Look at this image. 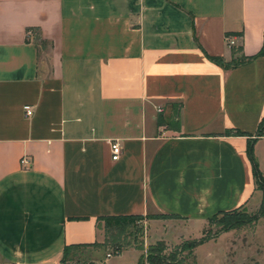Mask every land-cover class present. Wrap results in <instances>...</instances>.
Returning <instances> with one entry per match:
<instances>
[{
  "label": "crops",
  "instance_id": "1",
  "mask_svg": "<svg viewBox=\"0 0 264 264\" xmlns=\"http://www.w3.org/2000/svg\"><path fill=\"white\" fill-rule=\"evenodd\" d=\"M263 31L264 0H0V264H62L103 240L98 216H167L145 245L258 202L264 56L209 57Z\"/></svg>",
  "mask_w": 264,
  "mask_h": 264
},
{
  "label": "rangeland",
  "instance_id": "2",
  "mask_svg": "<svg viewBox=\"0 0 264 264\" xmlns=\"http://www.w3.org/2000/svg\"><path fill=\"white\" fill-rule=\"evenodd\" d=\"M257 169L255 186L260 199L258 202L255 200L254 203L238 207V216L244 221L237 227L229 229L232 231L226 234H222L224 231H220V223L215 219L206 220L200 231L196 226L187 227L184 231L175 229L166 234L168 241H163L166 252L183 240L204 236L205 242L193 247L189 253L181 252L179 255L182 259L181 264H264V211H260L261 194L264 191V162L261 164V169L258 167ZM150 219L153 218L142 221L141 233H136L137 242L140 240L144 244L143 236ZM180 234L183 236L178 238ZM127 240L130 241L128 248H133L131 236L128 235ZM138 252L139 255L141 251ZM137 254L123 251L113 255L111 249H104L101 246L75 247L69 250L63 264H135Z\"/></svg>",
  "mask_w": 264,
  "mask_h": 264
},
{
  "label": "trees",
  "instance_id": "3",
  "mask_svg": "<svg viewBox=\"0 0 264 264\" xmlns=\"http://www.w3.org/2000/svg\"><path fill=\"white\" fill-rule=\"evenodd\" d=\"M230 48V60L228 62H223L220 57H209L215 63L220 64L221 66H236L238 64H242L246 61H249L257 56H264V31L262 32V42L257 50V52L253 55L244 56L238 54L240 50V46H231ZM179 107V104L177 108ZM176 111L172 110L174 114H177ZM170 121V120H169ZM156 122L158 124L162 123V117L160 114L156 117ZM264 127V117L259 121L258 126L256 128L255 134L256 136L262 135ZM227 133H234L235 135H246L244 132L239 131L237 129H228ZM246 155L252 166V174L254 177V183L256 184L255 178L257 174V164L252 155V148L250 144V140L246 142ZM261 198V207L260 211H264V191L262 192ZM240 207V206H239ZM237 208L225 211H218L209 217L207 220H217L220 223L221 229L220 231H226L232 228H235L240 224L243 218H239ZM165 218L162 214L158 215H104L98 216L96 218V227L100 228L103 232V240L101 242H93L89 244H65L62 247L60 262L63 264L69 250L75 247H97L101 246L104 249H111L113 255L120 253L122 250L128 249L130 246V241L127 240L128 235L131 236V243L133 244V248L141 253L138 255L135 264H181L182 259L179 257L181 252L186 251L190 252L193 247L203 242L206 238L201 236L198 239H190L183 240L179 244L173 246V248L166 252V245L162 240L154 241L153 243L142 244L139 240L137 242L136 236L137 232L141 233V223L144 219L147 218Z\"/></svg>",
  "mask_w": 264,
  "mask_h": 264
},
{
  "label": "built area",
  "instance_id": "4",
  "mask_svg": "<svg viewBox=\"0 0 264 264\" xmlns=\"http://www.w3.org/2000/svg\"><path fill=\"white\" fill-rule=\"evenodd\" d=\"M29 30L27 33L29 34ZM238 37V35H230V34H225L224 35V42L228 47L234 46L235 45V39ZM24 113L28 116L31 114L32 110L29 105H24L23 106ZM157 111H160V108H157ZM108 147H109V152H110V158L112 160H115L119 153H120V145L116 139H112L108 141ZM27 163V159L22 156L20 158V164L25 165ZM109 256V254H107Z\"/></svg>",
  "mask_w": 264,
  "mask_h": 264
}]
</instances>
